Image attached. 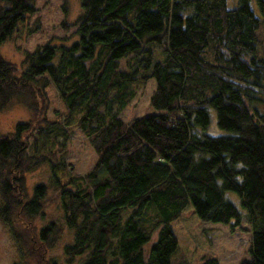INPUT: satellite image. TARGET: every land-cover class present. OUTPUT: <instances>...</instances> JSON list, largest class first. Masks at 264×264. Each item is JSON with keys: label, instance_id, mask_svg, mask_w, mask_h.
<instances>
[{"label": "trees", "instance_id": "obj_1", "mask_svg": "<svg viewBox=\"0 0 264 264\" xmlns=\"http://www.w3.org/2000/svg\"><path fill=\"white\" fill-rule=\"evenodd\" d=\"M77 41L46 43L25 54V68L0 54V113L17 101L30 113L0 132V222L22 259L57 264L46 250L58 223L38 229L49 185L26 192L25 174L47 162L52 188L78 264H172V228L191 204L204 222L250 226V258L264 264V56L259 52L264 0H79ZM35 0H0V45L36 10ZM161 47V55L152 47ZM121 65L124 68H121ZM154 113L124 123L119 114L148 80ZM52 85L64 116L50 118ZM212 111L226 134L210 135ZM96 153L89 173L68 170L70 129ZM226 192L240 197L241 213ZM155 236V241L147 248ZM22 244L24 246L22 247ZM200 264H220L204 256Z\"/></svg>", "mask_w": 264, "mask_h": 264}, {"label": "rangeland", "instance_id": "obj_2", "mask_svg": "<svg viewBox=\"0 0 264 264\" xmlns=\"http://www.w3.org/2000/svg\"><path fill=\"white\" fill-rule=\"evenodd\" d=\"M35 12L20 24L16 31L0 45V54L8 61L18 66V73L25 68L23 60L27 52H33L46 43L71 45L77 41L76 23L82 13L79 0H35ZM238 0H228V8L237 7ZM252 9L261 20L258 35L260 36L259 52L264 56V17L255 1ZM154 47L161 55V47ZM123 69L124 66L121 65ZM155 82L150 79L141 85L129 103L121 110L119 118L124 123L133 119L154 113L151 106V96L155 91ZM264 99V94H259ZM45 103L47 116L53 118L64 116V106L52 85L46 87ZM254 106L264 112L263 101H255ZM31 113L19 102H12L9 107L0 113V132L12 131L18 122L29 121ZM210 135L226 134V131L217 126L215 111H212L211 123L208 129ZM66 155L61 151L56 153L57 158L65 156L68 170L76 175L89 173L95 163L96 153L89 140L78 127L70 129V137L66 142ZM26 192L30 196L37 184L49 185V196L45 210L36 219L37 228L46 226L49 222L58 223L59 238L46 250V257L57 264H78L80 257L72 262L66 260L64 246L73 240V231L63 220V211L56 192L52 188L51 167L44 162L25 174ZM56 193V194H55ZM226 199L230 200L241 213L243 209L240 197L235 192H226ZM173 231L178 240V248L174 253L172 264H200L204 256H214L220 264H238L245 258H250L249 243L251 239L250 226L246 219L239 227L231 229L230 225L204 222L195 214L191 204L172 222ZM155 241V236L144 247L147 248ZM24 244H22V247ZM0 264H34V259H22L20 247L9 234L6 225L0 222Z\"/></svg>", "mask_w": 264, "mask_h": 264}]
</instances>
